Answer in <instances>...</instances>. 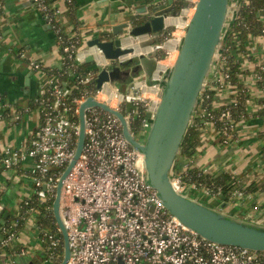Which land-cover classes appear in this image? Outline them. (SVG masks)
I'll return each instance as SVG.
<instances>
[{
	"label": "built area",
	"instance_id": "obj_1",
	"mask_svg": "<svg viewBox=\"0 0 264 264\" xmlns=\"http://www.w3.org/2000/svg\"><path fill=\"white\" fill-rule=\"evenodd\" d=\"M33 1L49 25L54 27L55 33L59 34L57 44L61 43L70 57L82 63L86 62L89 54H93L95 67L98 69L81 75L80 82L88 83L94 79L99 66L113 65V60L102 54L97 45L86 44L80 26L72 29L70 38H63L61 28L54 23L62 14L60 8L48 0ZM190 1L193 5L182 8L179 14L182 21L175 23V29L163 42L148 43L149 36L144 44L140 42L142 51L131 52L127 56L123 54L117 58L118 61L124 62L137 53L164 48L163 57L154 55L156 67L153 79L160 80L177 57L179 44L197 2ZM239 3L231 9L233 12L230 17ZM253 36L250 34L249 39ZM250 54L249 48L238 52L241 79L248 72L246 64L250 62ZM64 58L61 53V63ZM33 66L41 69L47 76L35 99L41 105L40 123L24 148L5 146L0 150V165L4 169L15 168L18 162L27 159L32 160L25 175L31 180L34 190L20 204V207L28 205L30 211H35L31 204L33 200L45 201L50 195L56 194L59 177L74 156L80 128L77 116L81 102L88 96H93L120 110L124 104L143 102L146 117L143 118L141 134H144L149 129L150 119L159 100V84H150L146 79L131 80L130 89L126 93L114 90L113 81H105L101 87L84 90L80 95L73 96L71 88L66 84L62 85L57 76L49 75L39 61H33ZM257 66L264 69V63L256 62L252 67L251 77L256 82L260 78L255 70ZM227 67L221 46L199 99L204 91L213 90V103L216 106L237 100L236 88L229 78ZM198 112L203 115L206 109L200 106ZM125 115L130 123L133 110ZM224 116L233 125L231 113L223 112L220 118ZM213 122L210 118L204 120L202 139L208 131L216 130ZM85 131L82 153L67 175L62 191L61 212L71 247V255L66 264H264V250L209 240L165 207L156 189L147 180L144 154L129 143L115 114L100 106H89L86 110ZM216 131L217 137L224 143H228L233 137L229 133L223 137ZM195 154L183 160L180 171L187 170L189 165H195ZM181 178V173L171 174L175 188L194 197L191 193H195L197 185L182 183ZM203 192L209 194L208 189ZM244 195L243 190L235 192L236 198ZM2 209L3 205L0 203V210ZM15 237V232H10L3 240L9 242ZM42 240L49 244L48 250L52 255L61 243L60 236L53 233H47V237H42ZM14 255L12 253L11 257ZM50 261L51 259H46L44 262L50 264ZM10 264L27 263L12 257Z\"/></svg>",
	"mask_w": 264,
	"mask_h": 264
},
{
	"label": "crops",
	"instance_id": "obj_2",
	"mask_svg": "<svg viewBox=\"0 0 264 264\" xmlns=\"http://www.w3.org/2000/svg\"><path fill=\"white\" fill-rule=\"evenodd\" d=\"M175 1L74 0L79 26L85 38L90 39L97 36L110 38V34L113 35L112 26L129 18L128 12H133L139 6L155 2L165 7L175 5ZM52 4L62 10L60 17L64 21L67 1L52 0ZM172 17L175 20L169 22L168 19L167 28L174 26L175 29V23L182 20L179 14ZM124 32L119 36L124 38V46H130L126 44L127 39L135 37L130 36L127 29ZM0 33V150L5 146L22 149L40 123L39 108L33 103L47 77L41 69L34 68L33 61L59 67L61 53L55 32L33 0H4L0 10ZM149 36L151 35L140 37L139 42L144 44ZM248 48L253 65L256 62L264 63V34L249 39ZM138 54L133 57L141 67L132 79L142 75V79L150 81L156 67L153 56L155 51L143 52V56ZM251 71L252 67L248 68L242 79L250 88L248 109L252 116L237 123L235 135L228 143L222 142L224 145L216 144L219 138L215 129L208 131L199 144L194 159L195 165L205 171L213 174L228 171L236 175L244 187L250 188L242 198L236 199L234 196L232 200L226 201V206L232 204L235 213L223 209L225 212L264 224V216L257 220V210L264 212V115L260 113L264 106V88L246 82L248 77L251 78ZM203 144L209 147L204 148ZM31 163V159L23 161L21 171L16 168L0 170V203L3 205L0 210V238L7 216L18 214L22 200L33 193L32 182L25 175ZM194 191L203 192L197 189ZM223 202L221 201L220 207ZM26 238L34 245L39 241L35 250L26 246ZM12 244H19L21 248V251L13 253L15 255L12 257L16 260L27 264L41 263L44 246L33 215L27 218L25 227L13 239ZM11 254L7 250L0 251V264H10L3 259V255L7 258Z\"/></svg>",
	"mask_w": 264,
	"mask_h": 264
},
{
	"label": "water",
	"instance_id": "obj_3",
	"mask_svg": "<svg viewBox=\"0 0 264 264\" xmlns=\"http://www.w3.org/2000/svg\"><path fill=\"white\" fill-rule=\"evenodd\" d=\"M231 13L230 0H197L178 48V54L160 80L151 78L148 83H158L159 100L145 139L141 140L132 130L125 113L104 101L88 96L79 107V134L74 156L59 177L53 201V212L64 240V254L59 264H66L71 255L68 230L65 225L61 201L64 181L82 153L86 131L85 117L89 106H100L115 114L129 143L144 154L147 180L156 189L165 207L177 215L186 225L203 237L224 244L264 250V224L229 214L191 196L179 192L171 180L172 169L179 155L181 143L199 102L205 80L212 70L214 58L221 49L225 26ZM174 4L161 7L150 2L128 12L126 20L114 24L110 38L94 37L87 41L97 45L101 53L110 59L135 51V46H124L119 36L125 29L137 38L140 35L165 31L169 16H175ZM141 21H138L140 20ZM144 54L141 53L140 56ZM129 57L123 63H130ZM94 62L93 54L86 62ZM100 67V66H99ZM141 65L133 69L136 73ZM120 66L100 67L96 80L101 87L105 81L130 82L117 75ZM129 73V71H125Z\"/></svg>",
	"mask_w": 264,
	"mask_h": 264
},
{
	"label": "trees",
	"instance_id": "obj_4",
	"mask_svg": "<svg viewBox=\"0 0 264 264\" xmlns=\"http://www.w3.org/2000/svg\"><path fill=\"white\" fill-rule=\"evenodd\" d=\"M48 1L52 3V0ZM66 1L68 4L64 11L65 20L63 21V18L61 19L60 17L54 21V23L61 28L60 34L64 39L69 36L72 29L79 26L74 0ZM239 2V5L236 7L235 12L231 15L224 29L221 45L223 47V55L226 56L229 78L236 88L237 100L235 102L220 103L216 106L213 103L214 91H204L196 106L197 110L195 109V112L193 113L192 120L181 143L179 155L172 169L173 174L181 173L182 183H195L197 185V190L203 191L204 189H208L210 195H213L224 202L232 200L237 190L248 191L250 188L244 187L241 180L228 171L213 174L196 165H189L187 170L180 171V166L182 159H187L197 152V148L202 141L205 119L210 118L213 120V125L216 130H218L220 135L225 137L228 133L235 135L236 123L252 116L248 109V99L251 97L250 88L246 86L239 75L241 67L238 52L244 51L248 48L247 42L250 34L254 36L264 34V0H239ZM3 3L4 0H0V10L3 8ZM190 5H193L190 0H176L174 9L176 10V13H179L183 7ZM138 21H141V19ZM50 27L55 32L54 27L52 25ZM173 27L169 26L165 31L151 33L152 38L149 42H163L168 36H170ZM55 36L57 40L59 34L55 33ZM68 38H70V36ZM58 45L60 53H63L65 56L61 65L59 67L45 66L39 61L43 69L48 71L49 75L57 76L62 85L66 84L67 87H70L71 95L73 96L80 95L84 90L90 91L91 89H96L98 87L96 80L97 76L88 83H82L79 81L80 76L89 70L97 71L98 68L94 66V62H76L73 57L69 56L67 51L65 52L63 50L61 43ZM154 55L163 57L165 55V49L159 48L158 50H155ZM112 60L113 66L124 64L123 62H119L117 58ZM255 70L260 75V78L257 79V84L264 88V69L261 66H257ZM33 104L39 109L41 108V105L36 102V100ZM200 106L206 109V113L203 115L198 112ZM130 110H133V117H131L130 126L135 133H141L143 118L146 117V106L143 102L139 104L127 103L123 105L122 111L124 113H127ZM226 111L231 113V118L234 121L233 125H231V121L225 116L222 117V119L220 118L221 114ZM260 113L264 115V108L260 109ZM77 119L79 120V116H77ZM220 141L223 142L222 139ZM15 168L21 171L22 162H18L15 165ZM1 169L2 166L0 165V170ZM54 198L55 195H50L45 201L33 200L31 204L35 208V211H30L28 205H23L20 207L18 214L7 216V220L3 226V235L2 238H0V251L7 250L10 253L21 251L19 244L14 245L12 244V241L4 242L3 239L6 238L10 232H15L17 235L25 227L27 218L34 214L36 228L39 231L41 239L42 237H47V233L57 234L61 238V243L56 247L54 255L48 250L49 244L42 240L44 256L41 258V261L51 259L50 264H59L64 254V240L53 212Z\"/></svg>",
	"mask_w": 264,
	"mask_h": 264
},
{
	"label": "rangeland",
	"instance_id": "obj_5",
	"mask_svg": "<svg viewBox=\"0 0 264 264\" xmlns=\"http://www.w3.org/2000/svg\"><path fill=\"white\" fill-rule=\"evenodd\" d=\"M239 2V0H230V5H231V9H234L235 8V5H236V3H238ZM181 12V11H180ZM180 12L179 13H177V14H180ZM233 12V10H231V13ZM226 27V26H225ZM123 33H125L124 31L121 33V34H123ZM150 38H149V40L152 38V34L150 33ZM85 37V36H84ZM90 39V37H87L86 38V44H87V41ZM149 40L147 41L148 43H150L149 42ZM247 46H249V40H248V42H247ZM137 55H135V57H136ZM247 67L248 68H251V67H253V63L250 61V62H248L247 64ZM142 75H137V76H135V78H134V80H139V78H140V80L142 79ZM248 81V84H255V85H257L258 87H260L258 84H257V82H256V80L254 79V78H247V80H246V82ZM114 83H112V88L114 89V90H116V91H119V92H122V93H126V92H128V90L130 89V82H122V81H113ZM151 95H152V93H150ZM147 132H148V130L144 133V134H141V133H135V135L139 138V139H141V140H143V139H145V136H146V134H147ZM216 144H218V145H224V144H222V142H220V139H218V142L216 143ZM203 146H204V148L205 147H209V145H204L203 144ZM192 194H194L195 196L194 197H196V199L197 200H199V201H201V202H204V203H206V204H208V205H210V206H213V207H216V208H219L220 207V204H221V200L219 199V198H217V197H215V196H213V195H210V194H206V193H204V192H198V193H191V195ZM238 198V197H237ZM236 198V199H237ZM223 209L225 210V211H228V212H234L235 213V211H234V208H233V206H232V204H228L227 206H224L223 207ZM257 212L259 213L258 214V218H257V220H260V219H263V216H264V212L263 211H261V210H257ZM239 213H240V211H239ZM242 214V213H241ZM25 242V244H26V246L29 248V249H32V250H35V248L37 247V245H39L38 243H39V241L38 242H36V245H34V244H31L30 243V240H29V238H26V240L24 241ZM42 247V246H41ZM3 259L5 260L6 259V261L8 262V263H11L12 262V257L11 256H7V258L5 257V255H3ZM40 264H46L44 261H41V263Z\"/></svg>",
	"mask_w": 264,
	"mask_h": 264
},
{
	"label": "flooded vegetation",
	"instance_id": "obj_6",
	"mask_svg": "<svg viewBox=\"0 0 264 264\" xmlns=\"http://www.w3.org/2000/svg\"><path fill=\"white\" fill-rule=\"evenodd\" d=\"M136 65L137 64H136L135 59L130 63L121 64L120 70L117 72V75L123 79H126L128 76H131L130 78L132 79L135 75V73L133 72V69L135 68ZM127 70L129 71V73H125V71H127Z\"/></svg>",
	"mask_w": 264,
	"mask_h": 264
},
{
	"label": "bare ground",
	"instance_id": "obj_7",
	"mask_svg": "<svg viewBox=\"0 0 264 264\" xmlns=\"http://www.w3.org/2000/svg\"><path fill=\"white\" fill-rule=\"evenodd\" d=\"M194 12V10H193ZM169 19V22L170 20L171 21H174L175 18H173L172 16L168 18ZM145 35L141 36V37H144ZM126 44H130V45H134L135 46V51L134 52H139V51H142L143 47H141V44L139 42V38H132V39H127L126 41ZM133 53V52H132ZM131 53L129 54H125L123 56H127V55H130Z\"/></svg>",
	"mask_w": 264,
	"mask_h": 264
}]
</instances>
